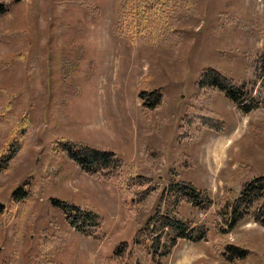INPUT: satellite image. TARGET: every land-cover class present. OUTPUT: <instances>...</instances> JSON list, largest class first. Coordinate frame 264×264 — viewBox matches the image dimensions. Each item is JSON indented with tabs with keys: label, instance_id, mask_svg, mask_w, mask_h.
Masks as SVG:
<instances>
[{
	"label": "rangeland",
	"instance_id": "374dc122",
	"mask_svg": "<svg viewBox=\"0 0 264 264\" xmlns=\"http://www.w3.org/2000/svg\"><path fill=\"white\" fill-rule=\"evenodd\" d=\"M148 1L0 0V264H228L213 247L226 244L247 254L239 264H264L263 227L247 218L217 234L211 219L225 189L264 176V68L253 69L264 0H156L147 11ZM206 67L244 84L250 110L196 91ZM190 108L209 120L182 138ZM14 124L26 127L22 146L5 160ZM71 143L120 169L86 174ZM175 181L212 202L175 208L206 237L155 255L134 234L168 210L158 193Z\"/></svg>",
	"mask_w": 264,
	"mask_h": 264
},
{
	"label": "trees",
	"instance_id": "16d2710c",
	"mask_svg": "<svg viewBox=\"0 0 264 264\" xmlns=\"http://www.w3.org/2000/svg\"><path fill=\"white\" fill-rule=\"evenodd\" d=\"M155 2L156 0H149L145 5V9L147 11L154 9ZM140 19L143 18L140 16ZM262 68H264V51H260L257 54V60L253 61V69L255 72L258 73ZM194 87L196 91L205 88L217 89L233 104L241 106L242 110L248 111L251 108L250 105L244 104L246 103L245 94L248 92L245 89V85L235 83L227 74L219 72L214 68L206 67L202 69L194 82ZM143 93L144 91L140 95ZM157 100L158 97L153 96V101L151 104L149 103L148 108L155 107L158 104ZM199 119H202L200 121L204 122L208 117L202 113L196 114L190 108V112L187 111L186 115L180 121L179 135L182 138H186L189 129L194 127L196 120ZM11 128L7 135L8 139L6 140L7 147L5 149L9 150V153L4 154L5 160H8L20 150L22 142L16 136L23 135V131L26 129L23 125L15 124ZM71 144L77 150L70 157L86 174L106 179L113 177L121 167L119 163L116 166L113 164V154L107 151H101L95 147L81 143ZM133 176H135V179L141 181V176ZM141 192L144 196L146 193H151V188L147 187ZM164 192L165 196L172 198V204L167 206L168 210L161 214L155 212L143 224L142 228L138 229L134 234V238L147 235L149 249L155 255H165L177 240L198 242L204 240L206 237L207 229L204 225L193 224L186 219L177 217L175 214L176 203L184 202L201 210L207 209L212 204L206 198L201 199L198 190L190 183L184 181H175L169 184L167 190H162L158 193L159 200L164 199ZM79 215L81 216V214ZM79 215H76V218H73L72 222L77 223ZM247 218H250L253 222L264 228V176H256L242 182L235 196L225 189L223 195L219 196L216 203H214L211 212L213 229L217 234L226 233L238 222ZM77 226L79 227V224ZM213 247H221L218 253L221 258H224L223 261L228 264H239L238 262L243 260L247 255L239 247L227 244ZM113 252L116 254V249Z\"/></svg>",
	"mask_w": 264,
	"mask_h": 264
}]
</instances>
